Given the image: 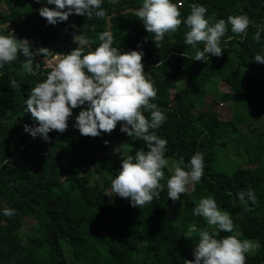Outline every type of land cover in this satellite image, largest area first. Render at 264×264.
Masks as SVG:
<instances>
[{
    "label": "trees",
    "instance_id": "obj_1",
    "mask_svg": "<svg viewBox=\"0 0 264 264\" xmlns=\"http://www.w3.org/2000/svg\"><path fill=\"white\" fill-rule=\"evenodd\" d=\"M173 2L182 6L184 20L190 14V5L198 4L207 8L206 18L212 23L241 14H247L252 22L243 34L233 33L228 24L221 42L223 56L209 54L207 62L200 61L202 67L195 73L196 49L184 42L189 31L186 24L182 23L177 32L166 34L158 48L152 40L154 34L146 31L134 13L131 22L126 19L127 15L113 19V47L122 53L142 51L146 75L158 89L152 102L167 119L155 131L168 141L166 158L174 157L178 162L183 158V167L196 152L204 154L202 179L196 183L193 192L187 191L180 197L185 201V209L179 224L173 225L169 218L179 200L168 198L167 181L172 175L168 166L163 169L164 191L159 200L154 199L142 209L131 206L130 199L115 196L111 191V182L118 175L122 161L109 153L110 144L123 141L145 151L148 149L144 142L121 132L120 123L110 134L81 135L74 126L75 118L82 108L88 107L87 103L73 109L68 129L63 133L50 132L48 142L24 131L25 124L35 123L31 113L26 111V99L30 89L46 79L48 70L36 55L35 74H26L22 67L25 58L21 54L16 61L0 68V264H186V260L194 259L193 250L199 241V234L194 235L191 242L184 237L191 224L200 226L195 222L200 216L193 215V209L198 205L195 195L207 192L231 215L235 228H241V237L260 245L255 255L247 254L246 264H264V171L240 167L229 174L217 166V148L230 144L228 137L239 131L241 115L226 122L214 109L197 110L204 108V99L193 98V90L207 96V82L218 75L231 89V94H225L224 99L234 101L237 111L242 97L252 98L264 110V63L254 60L257 52L264 50V31L260 42L253 39L256 26L264 25V0ZM141 5L142 0H102V7L108 13L105 18L93 16L88 19L86 15L72 14L67 21L51 25L39 14L42 7L55 9L56 6L47 4V0H39L34 5L28 0H0V24L11 25L21 36L33 38L39 49L44 47L51 51L62 32L70 29L72 32L64 36L56 51L66 55L78 47L73 41L75 33L83 34L95 50L101 43L98 34L109 30V16ZM4 6L7 11L3 10ZM7 30L11 31L1 28L0 34L7 35ZM224 41H227L226 45ZM203 48V44L197 45V49L202 51ZM88 51L91 49L85 46L84 53ZM237 51L238 62L234 63L230 55ZM250 67L255 69V76L242 73L243 68ZM183 72L190 79L187 89L178 91L173 97L176 79ZM11 80L18 86L13 88ZM213 102L214 99L211 104ZM223 136L228 137L225 140ZM259 148L263 147L254 149ZM245 151L244 155L248 154L249 148ZM88 164L93 165V173L86 175L83 169ZM103 170L109 171L110 179L105 180L102 187L93 186L92 176ZM249 189L255 191L257 203L249 202L246 208L238 193ZM5 208L14 209L16 214L3 215ZM27 211H30L29 217L40 211L48 230L56 237L48 239L35 227L27 237H22L20 231L27 219ZM227 235L221 232L217 238ZM64 239L70 240L75 249L84 247L79 263L70 261Z\"/></svg>",
    "mask_w": 264,
    "mask_h": 264
},
{
    "label": "clouds",
    "instance_id": "obj_2",
    "mask_svg": "<svg viewBox=\"0 0 264 264\" xmlns=\"http://www.w3.org/2000/svg\"><path fill=\"white\" fill-rule=\"evenodd\" d=\"M47 4L56 7H42L39 14L51 25L67 21L72 14L86 15L88 19L108 15L102 7V0H47ZM181 7L173 0H142V5L133 12L143 22L146 31L154 34L152 40L158 48L166 34L175 33L182 23L186 24L189 31L184 42L196 49V61L207 62L206 56L209 58V54L223 56L221 42L228 24L233 33L243 34L252 23L247 14L230 15L227 20L219 19L212 23L206 18L207 8L198 4L190 5V14L184 20ZM0 27L7 29V25ZM256 27L253 39L260 42L264 25ZM7 33L0 34V68L16 61L22 53L25 58L22 63L24 72L35 74L33 63L37 53L32 51L29 41L18 40L12 31L7 30ZM98 39L101 41L99 46L85 54L84 47H89L90 42L83 34L73 36L78 47L58 59L46 79L30 89L26 111L31 113L35 123L25 124L24 131L33 138L41 136L48 142L51 139L49 133L65 132L73 109L86 103L88 107L82 108L75 118L74 126L81 135L97 137L101 133L110 134L120 123L121 132L133 140L144 142L148 150L141 148L135 155H123L121 169L111 182V191L115 196L130 199L131 206L142 209L154 199L159 200L164 191L161 181L165 175L163 169L169 164L165 156L168 141L158 136L155 130L162 126L167 117L152 102L157 97L158 89L146 75L142 62L144 53L138 50L122 53L113 47L114 36L110 30L99 33ZM198 44L204 45L202 51L197 49ZM39 54L46 58L51 56L44 63L52 65L55 55L51 54L50 49L41 47ZM254 60L264 63V50L257 52ZM10 85L13 88L18 86L15 80H11ZM120 149L116 151L121 152ZM183 164L181 158L173 166L174 173L167 181L168 198L172 201L180 200L181 195L188 191V186L199 182L204 175L202 152H196L187 165L182 167ZM238 196L246 208L249 202L257 203L252 189L241 191ZM15 214L14 209L3 210V215L8 217ZM193 215L203 217L214 231L204 229L199 232V241L193 250L194 259L186 260V264H246L247 254L260 246L249 239L238 238L239 233L235 232L231 215L221 210L212 197L201 198L193 209ZM196 232V226L192 225L184 237L193 238ZM221 232L233 234L217 238Z\"/></svg>",
    "mask_w": 264,
    "mask_h": 264
},
{
    "label": "rangeland",
    "instance_id": "obj_3",
    "mask_svg": "<svg viewBox=\"0 0 264 264\" xmlns=\"http://www.w3.org/2000/svg\"><path fill=\"white\" fill-rule=\"evenodd\" d=\"M112 1H116V0H112ZM28 3L30 5H34L37 3V0H28ZM138 7L140 6H136L135 8ZM3 10L7 11L8 10L7 6L6 8L4 6ZM133 13H128L130 16L126 14L127 15L126 19L128 20V22H131L134 19V17L133 18L131 17ZM28 39H33V38H28ZM238 53L239 51L234 52L230 55L234 63L238 62V57H239ZM56 54H62V53L55 52V54L53 55ZM58 59H60L59 56L54 58L53 63L58 61ZM201 67H202L201 62L194 60V72L197 73L201 69ZM242 73L245 75H249V74L252 76L256 75L255 69L251 67L249 69L243 68ZM189 80H190L189 76L184 72L178 76L175 82V87L172 91L173 97H176L178 91L182 89H184L185 91L187 89L186 86ZM205 89L208 91L207 96L204 95L202 96V93L199 92L198 90H193L195 96H193V93L191 94L189 92V95L191 94L193 98L195 97L196 99H201V98L204 99L202 102L204 103V108L198 107L197 110L199 109L209 110L210 108L214 109L218 113V115L226 122L233 120L239 115H241V119H242L241 122L238 124L239 131L237 133L233 132L229 137L227 136L230 139V144L222 148H217L218 169L222 172H227L229 174L235 172L236 169L240 167H248L252 170H256L257 168H260L264 171V110L262 105L259 103L256 104L252 98L242 97L239 99L240 110L237 111L235 109L234 101H231L230 99L228 100L224 99L225 94L226 95L231 94V89L229 85L225 84L218 75L213 76V78L207 82ZM213 99L214 102L211 104V100L213 101ZM227 137L223 136L225 140ZM259 138L262 139V141H260ZM120 147H121L120 149L121 152H117L116 150ZM258 147H263V148H259L258 150L254 149ZM246 148H249V153L244 155L246 153L245 151ZM138 150L140 149L133 146L130 142H123V141H114L109 146V153L111 155L118 157L120 161L123 160L124 158L123 155H129V154L135 155V152ZM168 160H169L168 168L173 174L174 173L173 166L176 163H178V161L174 157H170L168 158ZM83 171L84 174L86 175L92 174L93 165L88 164L86 168L83 169ZM110 176L111 175L108 170H103L101 174H96L92 176L91 183L93 186L102 187L104 181L108 180V178L110 179ZM195 187H196V183L190 184L188 186V191L193 192ZM205 197H212V195L209 192L204 193L202 195H195L197 201L196 203L198 204L200 199ZM184 209H185L184 199L179 200L178 203L171 209L169 218L172 221L173 225L179 224ZM29 212L30 211L26 212L27 219L24 222V227L20 231V235L22 237H27L26 235L28 234V232L31 231L32 228L34 229L35 227L36 230H38V232L40 233V235L47 237L48 239L51 240L54 239L56 236L53 233H50V231L48 230L47 225L45 223V218L42 216L41 212L39 211V213H36L34 217L33 215L32 217L31 216L29 217L30 215ZM195 222H197L200 226L197 227V225H195L194 223L190 225V226L195 225L197 228V232L193 234V237L194 235L199 234V232L204 229H208V230L210 229L214 231V229L209 228L206 221L201 216ZM235 232L239 233V237H238L239 239L244 240L241 237V228L240 230L235 228ZM228 234L231 235L233 233H228ZM30 235L32 236V234ZM188 240L191 242L192 238H188ZM63 244L65 250L67 251L70 261L79 263L80 254L84 251V247L81 246L79 249H75L71 241L68 239H64ZM257 250L258 249H254L253 251L250 252V254L255 255V253H257Z\"/></svg>",
    "mask_w": 264,
    "mask_h": 264
},
{
    "label": "water",
    "instance_id": "obj_4",
    "mask_svg": "<svg viewBox=\"0 0 264 264\" xmlns=\"http://www.w3.org/2000/svg\"><path fill=\"white\" fill-rule=\"evenodd\" d=\"M135 10H138V8H135V7H133V8H129V9H126V10H123V11H120V12H115L114 14H112L111 16H109V18H108V23H109L108 27H109V30L112 32V34H113V30H112L113 19L116 18V17H118V16L126 15V14H128V13H133V11H135ZM4 25H7V29H9V30H11L12 32H14L15 36H16L19 40H25V39H27V40L29 41V43L32 44V45L34 46V49H35V51H36V53H37V56L39 57L40 60L45 61V59H49V58L51 57V56H49V57L46 58V57L41 56V54H39V47L37 46L36 42H35L33 39H28V38H25V37H23V36L21 37L20 34H19V32H18L15 28H13L11 25H8V24H0V26H4ZM1 28H2V27H0V29H1ZM68 32H72V30H70V29H65V30L62 32V34H61V36H60L58 42L56 43V45L53 47V49H52V51H51V54H52V55L55 54V52L57 51L59 45L62 43L64 36H65ZM75 35L78 36L79 34H76V33H75ZM89 48H90L91 50H93V47H92L91 45H89ZM93 51H94V50H93Z\"/></svg>",
    "mask_w": 264,
    "mask_h": 264
},
{
    "label": "built area",
    "instance_id": "obj_5",
    "mask_svg": "<svg viewBox=\"0 0 264 264\" xmlns=\"http://www.w3.org/2000/svg\"><path fill=\"white\" fill-rule=\"evenodd\" d=\"M58 56H59L60 59H61V58H63L64 54H56V55H55V58L58 57ZM56 62H57V61H56ZM56 62L52 63L51 66L48 65V64H45V65H44V69H46V70H48V72H50V71L52 70V67H54V65H55Z\"/></svg>",
    "mask_w": 264,
    "mask_h": 264
}]
</instances>
